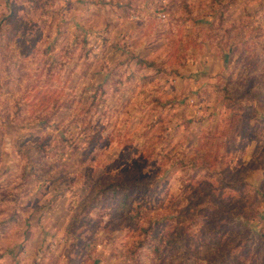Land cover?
Listing matches in <instances>:
<instances>
[{"label": "rangeland", "instance_id": "374dc122", "mask_svg": "<svg viewBox=\"0 0 264 264\" xmlns=\"http://www.w3.org/2000/svg\"><path fill=\"white\" fill-rule=\"evenodd\" d=\"M140 59L163 70L146 87ZM243 77L251 109L237 132L217 86ZM16 144H37L46 162L33 170ZM202 145L212 170H252L264 197V0H0V212L20 221L0 236V264H176L148 249L132 255L140 216L128 221L108 204L66 233L93 181L132 171L152 180L135 200L150 219L177 223L202 191L240 210L241 197L253 234L227 264H264L263 198L195 178L182 162ZM209 222L189 231L194 264H219L202 239Z\"/></svg>", "mask_w": 264, "mask_h": 264}, {"label": "trees", "instance_id": "16d2710c", "mask_svg": "<svg viewBox=\"0 0 264 264\" xmlns=\"http://www.w3.org/2000/svg\"><path fill=\"white\" fill-rule=\"evenodd\" d=\"M217 1L223 3L225 0ZM137 63L142 72L135 78L141 82L143 87L154 82L163 71L154 62L149 63L140 59L137 60ZM246 83L244 77L239 80L223 78L222 83L217 86L219 98L222 99L226 107L234 112V117L237 121V132L241 129L244 119L251 109V106L244 104V97L240 94L246 88ZM42 121H44L42 123L43 128L53 124V120L48 116ZM39 123L36 122V125H40ZM15 130L18 133L17 137H19L20 126H16ZM21 146L23 144H16L18 149ZM204 146H201L196 155L189 156L186 162H182L183 165L192 166L195 171V178L204 173L209 181L219 180L218 182L223 188L222 192L238 193L241 196L244 195L243 197L247 200L251 199L254 193L258 199L263 198L262 201L264 200L261 189L255 188L249 180V174L252 170L246 169L241 172L240 177L237 172L232 178L226 177L223 170L218 169L215 171L211 169L209 162L205 159ZM40 149L42 148L37 144L33 148L29 147L26 150L19 149V153L24 154L26 163L33 170L36 167L41 168L46 162V150L41 151ZM35 153H39L38 158L33 156ZM151 181H146L134 171L124 173L114 179L100 178L93 181L89 187L88 196L78 205L74 216L67 225L66 233L74 237L78 230L86 224L87 216L93 209L100 205L108 204L114 208L113 210L124 215L128 221H136L140 216L139 240L136 249L132 251V255H136V252H139L137 249H141L140 251L148 249L164 260L169 259V263L194 264L199 259V249L195 246V234L190 235L189 231L198 225L202 216L210 218V222L202 226V231L205 232L202 239L208 243L209 250L207 253H216L214 257L219 264H227L229 257L236 259L240 252L245 250L246 246H250L248 245V239L253 233L246 222L253 219L255 214H248V212L243 211L241 197L234 199L240 202L242 210L231 208L228 203L219 204L209 191L199 192V196L196 197L195 201L191 202V206L188 208L189 214L187 216L178 214L179 220L174 224L170 216L150 219L140 212V206L135 208L136 197L152 189ZM190 214L191 216H189ZM242 217H244L243 220H241ZM182 223H186L187 226L184 227ZM19 224L20 221L16 219L15 214L9 215L0 212V236L7 235ZM263 232L258 236L259 244L261 245H264ZM223 237H228L225 241L226 245L223 248V253L217 254L215 250Z\"/></svg>", "mask_w": 264, "mask_h": 264}]
</instances>
